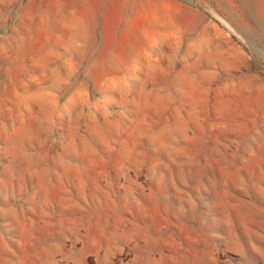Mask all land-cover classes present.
<instances>
[{"label":"rangeland","instance_id":"374dc122","mask_svg":"<svg viewBox=\"0 0 264 264\" xmlns=\"http://www.w3.org/2000/svg\"><path fill=\"white\" fill-rule=\"evenodd\" d=\"M0 264H264V0H0Z\"/></svg>","mask_w":264,"mask_h":264}]
</instances>
